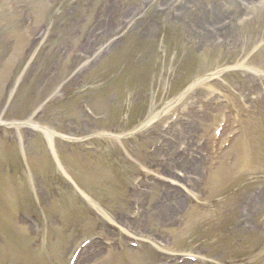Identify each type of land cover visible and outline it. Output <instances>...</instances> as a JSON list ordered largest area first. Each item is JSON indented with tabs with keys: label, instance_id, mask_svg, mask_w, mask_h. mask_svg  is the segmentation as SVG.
I'll list each match as a JSON object with an SVG mask.
<instances>
[{
	"label": "rangeland",
	"instance_id": "1",
	"mask_svg": "<svg viewBox=\"0 0 264 264\" xmlns=\"http://www.w3.org/2000/svg\"><path fill=\"white\" fill-rule=\"evenodd\" d=\"M180 1L0 0V116L46 101L33 121L58 133L0 125V264H67L84 235L80 264H264V194L250 201L264 190V12L251 5L220 44L207 36L234 1ZM173 152L202 183L167 209L157 178H187Z\"/></svg>",
	"mask_w": 264,
	"mask_h": 264
},
{
	"label": "bare ground",
	"instance_id": "2",
	"mask_svg": "<svg viewBox=\"0 0 264 264\" xmlns=\"http://www.w3.org/2000/svg\"><path fill=\"white\" fill-rule=\"evenodd\" d=\"M244 1H246V2H247V1H248V2H254L255 0H244Z\"/></svg>",
	"mask_w": 264,
	"mask_h": 264
}]
</instances>
